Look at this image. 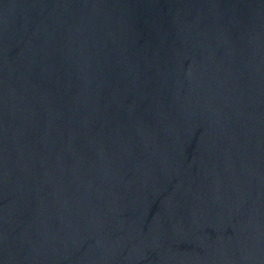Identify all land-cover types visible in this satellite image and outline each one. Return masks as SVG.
Masks as SVG:
<instances>
[{"label": "water", "instance_id": "obj_1", "mask_svg": "<svg viewBox=\"0 0 264 264\" xmlns=\"http://www.w3.org/2000/svg\"><path fill=\"white\" fill-rule=\"evenodd\" d=\"M0 264H264V0H0Z\"/></svg>", "mask_w": 264, "mask_h": 264}]
</instances>
